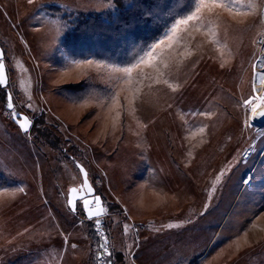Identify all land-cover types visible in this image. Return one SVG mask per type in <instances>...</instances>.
I'll return each instance as SVG.
<instances>
[{
    "label": "rangeland",
    "instance_id": "374dc122",
    "mask_svg": "<svg viewBox=\"0 0 264 264\" xmlns=\"http://www.w3.org/2000/svg\"><path fill=\"white\" fill-rule=\"evenodd\" d=\"M109 5L0 0V191L24 189L0 195V264H264V120L247 127L243 105L264 72L261 9L221 12L219 43L190 28L158 58L163 77L142 66L148 78L137 83L134 70L128 86L107 64L77 68L59 45L66 24L52 8ZM90 81L104 91L71 99L61 89ZM7 90L32 120L26 132ZM79 164L103 199L99 228L80 200L75 212L67 203ZM104 237L111 256L98 261Z\"/></svg>",
    "mask_w": 264,
    "mask_h": 264
},
{
    "label": "trees",
    "instance_id": "16d2710c",
    "mask_svg": "<svg viewBox=\"0 0 264 264\" xmlns=\"http://www.w3.org/2000/svg\"><path fill=\"white\" fill-rule=\"evenodd\" d=\"M109 6L91 14L74 15L52 8L65 20L59 45L73 60H92L126 67L164 38L175 19L188 14L191 0H103ZM71 99L104 87L90 81L82 87H62ZM6 95V92H5Z\"/></svg>",
    "mask_w": 264,
    "mask_h": 264
},
{
    "label": "snow or ice",
    "instance_id": "6c2138e0",
    "mask_svg": "<svg viewBox=\"0 0 264 264\" xmlns=\"http://www.w3.org/2000/svg\"><path fill=\"white\" fill-rule=\"evenodd\" d=\"M192 9L188 14L183 15L179 19H175L171 28L165 33L163 39L159 40L157 43H154L150 46L149 50L145 51L143 55H140L134 63H131L126 67H115L111 65H103L106 68H109L112 72L120 74L115 78L117 80H122L128 86L133 84V72L134 70H139L137 75L140 77V80H137V83L142 82L143 79L148 78L146 74L143 72L142 66H151L155 69L158 74V77H163L165 73L161 70L158 65H162L163 68H168V64L165 63L163 59H159L162 57L164 51L166 49H172L174 44L180 43L184 36L183 34H188L191 36L190 28L199 32L201 29L206 30V35L209 36L210 40L215 43H219L218 35H219V22L221 20V12H227L229 15L235 19L236 17H247L250 14L257 13L258 9H261L259 12L260 18L264 21V0H261L260 4H257L256 0H191ZM243 23V20L239 21ZM264 42V41H262ZM3 53L0 52V84H6L7 79L5 76V65L3 62ZM77 68L81 67H90L94 64V61H73ZM97 67L101 65L99 63L96 64ZM223 67V65H221ZM264 68V61H262L261 65ZM255 68L256 65H253ZM256 78L259 81V87L254 82L252 85L253 95L250 98H246L243 100V105L247 106L250 109V117L244 121L247 127H252L251 120H254L257 117H264V72H259L256 75ZM155 84L161 83V79L156 78L153 81ZM164 84L172 87L169 84L167 79H163ZM151 87V85H149ZM175 90V89H173ZM119 93L115 92L109 99L113 103H118ZM7 107L9 109H14L11 95L8 96ZM13 117H17L19 114L14 110L12 112ZM119 115V114H117ZM20 127L27 131L30 120L28 117H23L22 120H17ZM203 131V129H201ZM258 136H264V129L257 131ZM81 172H83L84 179L82 184L79 187H72L69 189L70 198L67 203L75 210L77 199L82 202L83 208L86 210L88 219H95V225L97 228L101 225V220L98 217H101L105 214L106 209L102 204L101 197L93 196L91 199L88 198L87 194L93 193L94 189L92 185L89 183L87 178V173L84 172L81 167ZM16 191L23 192L24 189H17L9 192L7 189L0 191V195H9L14 197L16 195ZM172 225H168L171 227ZM125 231H127V225L125 226ZM103 235L102 233H100ZM73 248L76 245H72ZM99 248L102 250L101 254L97 255V260L101 259V255L111 256V253L108 248V240L107 237H104V242L99 245ZM104 264H109L108 261H104Z\"/></svg>",
    "mask_w": 264,
    "mask_h": 264
},
{
    "label": "water",
    "instance_id": "95a60500",
    "mask_svg": "<svg viewBox=\"0 0 264 264\" xmlns=\"http://www.w3.org/2000/svg\"><path fill=\"white\" fill-rule=\"evenodd\" d=\"M0 52H2L3 53V57H4V52H3V50H2V48H1V46H0ZM3 57H2V59H3ZM3 62H4V60H3ZM4 65H5V63H4ZM5 76H6V79H7V83L6 84H0L2 87H6L7 86V84H8V75H7V71H6V66H5ZM9 95H11V93L9 92V90H7L6 91V107H7V103H8V96ZM11 98H12V95H11ZM12 103H13V101H12ZM13 106H14V104H13ZM8 108V107H7ZM9 109V108H8ZM9 110H11V112H13V110L14 109H9ZM15 111V110H14ZM16 113H18L19 115L17 116V117H13V115H12V119H13V121L14 122H16L18 125H19V123L17 122V120H22L23 119V117H28L27 115H25L24 113H21V112H17V111H15ZM28 119H29V117H28ZM30 120V125H29V127H28V129H27V131L30 129V127H31V124H32V120L31 119H29ZM20 126V125H19ZM21 128V127H20ZM21 130L22 131H25L24 129H22L21 128ZM26 132V131H25ZM81 167L83 168V170H84V172H86L87 173V171H86V169L81 165V164H79V168H80V172H81ZM81 176H82V182H83V179H84V175H83V172H81ZM87 178H88V176H87ZM88 181H89V179H88ZM89 183H90V181H89ZM91 184V183H90ZM93 187V186H92ZM94 189V188H93ZM87 196H88V198L89 199H91L93 196H99V197H101V195L100 194H97L96 192H95V189H94V192L93 193H90V194H87ZM70 198V193L68 194V199ZM77 200H79V199H77ZM101 201H102V204H103V199H102V197H101ZM69 205V204H68ZM104 206V205H103ZM69 207H70V209L71 210H73V208L69 205ZM83 210H84V213H85V216L87 217V213H86V210L83 208ZM74 212L76 211V207H75V210H73ZM95 219H97V218H95ZM98 219H100V217H98Z\"/></svg>",
    "mask_w": 264,
    "mask_h": 264
},
{
    "label": "bare ground",
    "instance_id": "6f19581e",
    "mask_svg": "<svg viewBox=\"0 0 264 264\" xmlns=\"http://www.w3.org/2000/svg\"><path fill=\"white\" fill-rule=\"evenodd\" d=\"M256 84L259 85V81H258L257 78H256ZM254 120H255V122H257V123H260L261 120H264V117H257V118H255Z\"/></svg>",
    "mask_w": 264,
    "mask_h": 264
},
{
    "label": "crops",
    "instance_id": "0c3cea01",
    "mask_svg": "<svg viewBox=\"0 0 264 264\" xmlns=\"http://www.w3.org/2000/svg\"><path fill=\"white\" fill-rule=\"evenodd\" d=\"M82 7V6H81ZM85 7H88V5H85ZM92 7V6H91ZM82 8H84V7H82Z\"/></svg>",
    "mask_w": 264,
    "mask_h": 264
},
{
    "label": "flooded vegetation",
    "instance_id": "af4514ba",
    "mask_svg": "<svg viewBox=\"0 0 264 264\" xmlns=\"http://www.w3.org/2000/svg\"><path fill=\"white\" fill-rule=\"evenodd\" d=\"M78 201V200H77Z\"/></svg>",
    "mask_w": 264,
    "mask_h": 264
}]
</instances>
